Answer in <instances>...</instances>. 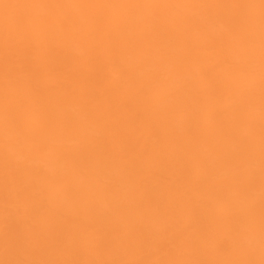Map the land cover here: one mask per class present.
Instances as JSON below:
<instances>
[{
    "label": "bare ground",
    "instance_id": "bare-ground-1",
    "mask_svg": "<svg viewBox=\"0 0 264 264\" xmlns=\"http://www.w3.org/2000/svg\"><path fill=\"white\" fill-rule=\"evenodd\" d=\"M49 4L64 7L40 6ZM258 5L0 0V37L33 19L71 21L76 33L7 101L10 119L37 127L60 159L6 141L0 47V260L224 259L238 253L209 244L207 225L237 213L247 220L249 209L258 260ZM236 18L253 21L242 30L248 45L211 47ZM232 63L243 74L229 72ZM6 235L19 247L6 251Z\"/></svg>",
    "mask_w": 264,
    "mask_h": 264
},
{
    "label": "snow or ice",
    "instance_id": "snow-or-ice-1",
    "mask_svg": "<svg viewBox=\"0 0 264 264\" xmlns=\"http://www.w3.org/2000/svg\"><path fill=\"white\" fill-rule=\"evenodd\" d=\"M9 5H3L8 7ZM29 7L37 5H26ZM48 8L64 7V5H40ZM236 7H257V5H236ZM259 39H260V121H261V169H260V229H259V254L257 260L252 258L254 242L247 235L254 230V214L249 209L247 220L242 219L239 213L230 218L216 217L208 225V243L222 247L225 251L236 252L238 255L224 259H127V260H34V259H4L0 264H264V0H259ZM253 23L250 18H236L229 22L227 34L219 40L211 42L213 48H245L249 41L242 35L245 26ZM71 21H64L63 25H57L52 20L33 19L28 22L19 33L5 31L0 37V47L3 50L4 83H5V139L14 140L24 144L30 152H40L45 149L49 154L60 159L63 154L54 147L38 139L39 129L35 126H27L21 120H11L8 115L7 101L13 95L14 90L27 89L28 82L22 77L41 72L45 65L44 61L52 56L61 55L59 42L64 44L72 41L76 33L71 28ZM219 63L223 64L224 61ZM227 70L234 76L241 75L244 68L240 63H232ZM231 90V89H230ZM12 129L10 135L9 130ZM5 167L11 168V162L5 159ZM34 174L41 175L38 170ZM7 189V183L5 184ZM75 198L76 194H72ZM162 226L166 230L167 215L161 214ZM223 228L228 234L226 237H217L214 233ZM19 247L18 241L9 240L5 237V250Z\"/></svg>",
    "mask_w": 264,
    "mask_h": 264
}]
</instances>
